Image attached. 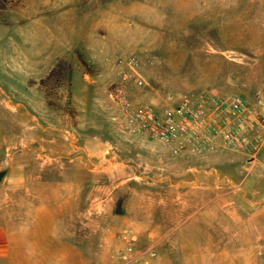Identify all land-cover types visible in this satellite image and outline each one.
<instances>
[{
  "label": "rangeland",
  "instance_id": "1",
  "mask_svg": "<svg viewBox=\"0 0 264 264\" xmlns=\"http://www.w3.org/2000/svg\"><path fill=\"white\" fill-rule=\"evenodd\" d=\"M181 1L0 0V264H27L19 248L6 255V238L17 231L20 244L21 205L52 187L64 198L92 188L125 218L139 214L153 264H264V149L253 165L231 151L172 159L119 125V98L160 109L184 93L264 95L255 57L223 50L244 0L230 9L234 0H220V49L206 55L205 38L188 40L179 24ZM147 8L157 9L137 15ZM130 37L157 45L158 56L107 54L109 42ZM191 176L200 180L185 196ZM104 242L93 229L80 256L62 264H110Z\"/></svg>",
  "mask_w": 264,
  "mask_h": 264
},
{
  "label": "crops",
  "instance_id": "2",
  "mask_svg": "<svg viewBox=\"0 0 264 264\" xmlns=\"http://www.w3.org/2000/svg\"><path fill=\"white\" fill-rule=\"evenodd\" d=\"M244 9L243 23L233 18L228 22L227 44L225 51L240 52L241 50L250 57H255L256 66L264 74V0H244L240 5ZM182 7L179 8L180 26L188 27L191 31L185 33L188 40L205 38L204 55L208 50L215 52L220 49V0H182ZM237 5L234 0L228 2L227 8ZM235 8V7H234ZM149 9V10H148ZM157 8L138 10L137 15L142 16L152 13ZM164 9L165 8H161ZM164 12V11H163ZM165 13V12H164ZM234 16L235 13H232ZM164 19V15H162ZM242 21V20H241ZM238 24V26H237ZM240 24H243L240 26ZM130 37L124 41L109 42L110 48L107 54L124 55L136 53L142 56H158L154 51L157 45L144 44L140 40ZM240 46V47H239ZM242 47V48H241ZM181 56H202L200 50H182ZM206 51V52H205ZM176 55V54H163ZM258 64V65H257ZM264 95L256 94L255 96ZM254 96V97H255ZM253 97V98H254ZM165 154L166 151L163 149ZM200 179L191 176L181 182L183 192L187 196L189 185H194ZM78 185H91V182H77ZM51 192L45 197L43 194L36 200H28L21 205L25 214L21 220L19 230V242L13 234L17 231L11 229V235L6 238V255L16 256V250H22L20 256L25 258L27 264H62L67 259H74L80 256L82 246L85 247L91 240L93 229L101 233L102 251L108 259V251L105 244L112 242L113 234L120 228H128L134 238V245L137 249L142 248L143 235L141 234L140 215H134L131 219L125 218L122 213H116L108 203L105 194H92V188H72L73 194L67 198L60 197L59 189H42ZM28 192V191H27ZM98 201L93 206V203ZM64 216V217H63ZM59 217L66 220L67 225H62ZM50 225H47V224ZM100 223V224H99ZM118 227V228H117ZM155 230V227H152ZM2 248L0 246V252Z\"/></svg>",
  "mask_w": 264,
  "mask_h": 264
},
{
  "label": "built area",
  "instance_id": "3",
  "mask_svg": "<svg viewBox=\"0 0 264 264\" xmlns=\"http://www.w3.org/2000/svg\"><path fill=\"white\" fill-rule=\"evenodd\" d=\"M132 68L136 60L131 57ZM141 84V82H138ZM160 109L116 105L121 130L134 138L159 145L172 159L204 157L231 151L253 165L264 149V98L244 95L220 98L206 91L171 98ZM110 264H153L155 246L137 249L130 231L105 244Z\"/></svg>",
  "mask_w": 264,
  "mask_h": 264
},
{
  "label": "trees",
  "instance_id": "4",
  "mask_svg": "<svg viewBox=\"0 0 264 264\" xmlns=\"http://www.w3.org/2000/svg\"><path fill=\"white\" fill-rule=\"evenodd\" d=\"M57 68H58V67H56L55 69H53V70L51 71V73L56 72V71H57Z\"/></svg>",
  "mask_w": 264,
  "mask_h": 264
}]
</instances>
